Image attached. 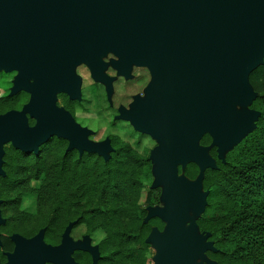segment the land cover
Returning <instances> with one entry per match:
<instances>
[{
    "label": "water",
    "instance_id": "obj_1",
    "mask_svg": "<svg viewBox=\"0 0 264 264\" xmlns=\"http://www.w3.org/2000/svg\"><path fill=\"white\" fill-rule=\"evenodd\" d=\"M142 46L158 50L154 79L165 94L154 102L153 117H142L134 109L136 100L131 112L120 107L116 117L129 119L158 141L150 159L159 204L147 206L143 220L158 216L164 225L152 226L145 242L154 249L153 264H219L207 253L217 251L211 232L197 221L209 193L203 178L206 168H217V158L225 161L227 152L256 127L261 111L251 106L258 92L249 74L264 62V0H0V69L14 65L23 72L29 58L33 69L61 63L65 73L53 89L34 87L22 110L0 114V175H5L4 142L37 152L52 134L67 136L69 148L76 145L80 153L86 148L107 159L109 138L87 139L90 129L55 105V90L79 97L77 64L86 63L96 76V56L98 61L114 51L118 66L127 56L136 58ZM179 87L184 91L177 97L172 90ZM25 108L36 118L31 126ZM205 133L211 140L201 144ZM213 146L216 156L210 152ZM189 162L198 166L194 177L185 173ZM4 221L0 208V224ZM71 224L59 245L44 242L43 228L29 238L14 233L15 247L0 264H44L51 254L71 263L66 243ZM78 244L93 252L94 264L97 245Z\"/></svg>",
    "mask_w": 264,
    "mask_h": 264
},
{
    "label": "trees",
    "instance_id": "obj_2",
    "mask_svg": "<svg viewBox=\"0 0 264 264\" xmlns=\"http://www.w3.org/2000/svg\"><path fill=\"white\" fill-rule=\"evenodd\" d=\"M249 79L258 92L251 106L261 111L256 127L227 152L225 161L217 158V168H206L203 178L209 193L197 221L211 232L217 251L207 253L219 264H264V62ZM202 139L209 143L211 137L205 133ZM210 152L216 156L215 146ZM62 159L96 164L61 166ZM144 159L126 144L118 146L106 163L98 155L76 157L70 151L48 149L30 156L6 152L5 175H0L1 210H18L24 195L31 193L39 211L37 215L30 211L32 224L55 227L78 211L85 227L104 232L103 264H151L150 247L143 240L149 227L142 221L145 208L139 203L145 167L133 163ZM197 172L196 163L186 165L188 176ZM158 193L159 189H150L148 202Z\"/></svg>",
    "mask_w": 264,
    "mask_h": 264
},
{
    "label": "flooded vegetation",
    "instance_id": "obj_3",
    "mask_svg": "<svg viewBox=\"0 0 264 264\" xmlns=\"http://www.w3.org/2000/svg\"><path fill=\"white\" fill-rule=\"evenodd\" d=\"M136 53V58L127 56L128 59L119 63L118 66L115 65L114 61L118 60L120 56L114 51L108 50L105 54L100 55L98 61V56H96L94 58L95 61L93 62L92 67L94 66L95 75L98 78H95L96 76L92 74L91 68L86 63L81 62L77 64L74 67V75H78L80 78L79 97H71L69 92L65 90H59L57 88L55 90V105L69 112L74 122H77L79 125L90 129V132H88L86 136L87 139L97 141L103 140L106 137L109 138L112 150H110V154L107 159H105L103 155L98 154L95 151H89L86 148H83L82 152L80 153L79 148L76 145L70 148L68 147L70 140L67 136L52 134L48 136L45 141L39 144L37 152H34L33 150L24 151L15 147L11 141L4 142L2 167L4 168L6 152L12 151L24 154L26 153L30 156L32 153L36 154L42 150L48 149L51 152L58 151L59 153L63 154L70 151L72 154H76V157H81L83 154L89 155V157L98 155L103 159V162L106 163L112 154L117 151L118 146H121V144H126L128 147L136 150L138 153L147 158L144 160L135 161L133 163L139 166L141 165L145 167V169L146 167L150 168V172L152 174V161L150 159V153L152 148L158 144L157 139L150 133L135 129L129 119L124 117H116V115L119 113L120 107L126 109V114L131 112L130 110L133 108L132 102L134 100H136V106L134 109L136 108L142 117H153L152 112L155 108L154 102L158 100L161 95L165 94V90L163 87H161L160 81L154 79V71L159 65L158 50L153 46H142L136 51ZM26 58L27 57H25V59ZM21 68H24L23 72L19 70V67L14 65L9 69H0V114L8 110H22L31 101L33 92L35 91L34 87L38 89H47L50 87L53 89L62 81L65 75L61 63L56 64L55 67H51L49 69L43 65L33 69L31 67V60L27 58L25 66H22ZM181 83L184 82L177 81L176 84ZM108 84H110V89H108ZM172 91L175 95H178L177 97H179V95L183 93L184 89L179 87L173 89ZM86 94L89 96L91 95L89 97L88 103H92V99H95L101 103V108L113 111L108 122L110 125L121 120L127 123V127L130 126L131 129H133L131 130L128 127V129L133 134H135L136 137H132L129 134L127 137H121L120 135L114 133H106L102 137H96L98 130L90 125L92 119L95 117V110L92 108V106L89 107L88 104L86 105L83 102V100L87 98L85 96ZM45 101L47 102V99ZM46 102L45 107L47 106ZM178 108H181V106H178ZM24 113L27 123L30 126L33 125L36 122V118L32 116L30 110H26V108ZM203 136L204 134L200 138V143L207 144L206 142H203ZM143 137H147L152 143L148 145L141 144ZM60 164L61 166H74L80 164L95 165L96 163L94 160H81L77 162L74 160L62 159ZM152 180L153 175L147 186H145L144 183V186L140 192L141 197L142 191H144V188H146L145 197L143 200L144 203L140 202L139 197V203H141V205H143L145 208L142 221L148 224V232L154 225L159 228H162L164 225V222L158 216H152L148 218L147 221L143 220L147 212V206L159 204L160 187H151ZM150 189H159L158 197L156 200H153V202H148L147 200V197L149 196L148 194H150ZM151 196L153 197V194H151ZM0 199L1 208L3 197H0ZM30 211L31 210L25 209L23 207L18 208V210L7 209L5 212L1 210V214L5 218V221L0 224L1 262H5L7 260L6 252L12 251L15 247V240L12 237L14 233H18L25 238H29L36 234L41 228H43L42 237L44 242L50 245H59L63 242V233L66 226L71 222L72 224L68 231V240L66 241L67 245L71 246L69 250L71 263L69 264H92L94 261L93 252L79 247L78 243L80 240L86 242L87 245H97L98 256L96 257L94 264H103V252L100 245L103 236L97 237V235L94 233V231L97 229H91L89 227H84L81 229L80 224L82 222L79 220L78 211L72 213L73 217L67 219L65 222L63 221L60 224H57L55 227H47V224L39 226L32 224V215ZM7 213H15L18 215V217L11 218V215H7ZM7 218L11 221L7 222ZM158 220L162 222L161 226L157 223ZM145 237L143 238L144 241ZM149 247H151L150 244ZM151 256L152 255H150L152 262L151 264H153ZM62 258L64 260L65 253H62ZM44 259V264H68V261H66V263L56 261L57 258H54L53 254H51V256H46Z\"/></svg>",
    "mask_w": 264,
    "mask_h": 264
},
{
    "label": "rangeland",
    "instance_id": "obj_4",
    "mask_svg": "<svg viewBox=\"0 0 264 264\" xmlns=\"http://www.w3.org/2000/svg\"><path fill=\"white\" fill-rule=\"evenodd\" d=\"M87 98L83 100V102L89 107L92 106V108H94L95 110V117L92 119L90 125H92L93 128L98 130V133L96 134V137H102L104 136L106 133H114V134H118L121 137H127V135H131L132 137H136L135 134H133L128 127L131 129L130 126H126L127 123L119 120L116 121L113 124H109V120L111 118V114H112V110H107V109H103L101 108V103L98 100L92 99V103H88L89 102V96L88 94L85 95ZM133 130V129H131ZM151 140H149L147 137H143L141 144H151ZM152 178V174L150 172V168H147L142 172V179L145 183V186H147V184L149 183V181ZM145 191L146 188H144V191H142L141 193V197H140V202L144 203V197H145ZM21 207L29 209V210H34V214H39L38 208L34 205V195L31 193H27L26 195H24L22 203H21ZM81 229H83L85 227V225L83 223L80 224ZM94 233L97 235V237L103 236L104 232L102 229H97L96 231H94ZM154 252V249L152 248V246L149 248V251L147 252V255H152ZM150 263L151 259H150Z\"/></svg>",
    "mask_w": 264,
    "mask_h": 264
}]
</instances>
